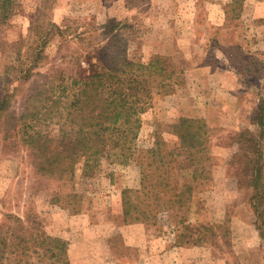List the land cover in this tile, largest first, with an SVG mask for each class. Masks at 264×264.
Masks as SVG:
<instances>
[{
	"label": "rangeland",
	"instance_id": "374dc122",
	"mask_svg": "<svg viewBox=\"0 0 264 264\" xmlns=\"http://www.w3.org/2000/svg\"><path fill=\"white\" fill-rule=\"evenodd\" d=\"M13 1L0 27V98L8 95L0 118V264H264L254 174L236 141L245 129L255 142L262 136L264 156V132L254 123L257 111L264 120V0ZM38 39L45 40L38 63L19 67ZM113 55L159 66L150 82L159 93L141 115L135 153L108 147L79 158L71 174L42 172L17 119L25 97L45 71L69 70L76 56L79 66L109 60L112 68ZM27 66L31 76L19 80ZM181 116L202 119L209 132L207 150L173 164L175 179L193 184L190 199L176 207L159 201L150 218L131 208L127 219L123 191L143 210L137 159L147 162L144 150L157 139L174 159L171 125ZM38 127L57 134L56 125Z\"/></svg>",
	"mask_w": 264,
	"mask_h": 264
},
{
	"label": "trees",
	"instance_id": "16d2710c",
	"mask_svg": "<svg viewBox=\"0 0 264 264\" xmlns=\"http://www.w3.org/2000/svg\"><path fill=\"white\" fill-rule=\"evenodd\" d=\"M13 7V0H0V27L10 19ZM81 39L84 40L85 36ZM91 42L92 40L89 42L90 48L95 47ZM44 44V39H38L35 46L25 53V59L19 62V67L22 64L38 63L44 52ZM32 49L29 60L28 53ZM80 57L76 56L75 63L69 70L58 66L56 70L45 71L44 80L37 82L25 97V110L17 118L23 129V140L31 145L33 155L39 159L35 164L42 172L59 170L71 174L79 158L86 157L90 160L108 147L117 149L124 156L128 155L126 152L134 154L141 115L151 105L152 93H159V85L150 83L154 80V69H159L154 61H130L113 55L112 68L106 66L109 60H106L102 68H98L90 60L87 61V67L79 66ZM30 67L19 68V80L29 79L30 69H33ZM7 96L3 94L0 98V118L6 110ZM263 103L264 98H261L258 108L261 113L264 110ZM257 116L258 111L254 114V123L260 124V134H263L264 120ZM42 122L50 126L56 125L57 134H52L51 130L46 133L39 128L38 124ZM29 127L31 130L27 129ZM171 129L178 139L177 147L173 150L177 151L174 159L170 160L168 155L165 156L166 152H161L159 139L152 147L144 150L147 162L137 159L141 168V187L135 192L144 195L141 201L144 204L143 210L138 204L132 206L125 195L126 190L123 191V214L127 219L132 214L131 208L144 218L156 217L162 207L159 201L170 202L176 207L184 206L191 197L193 184L181 183L175 179L177 177L173 164L182 157L183 160L194 159L192 150L196 153L207 150L208 128L202 119L181 116L171 125ZM261 140L262 136L255 142L246 129L236 135V141L242 142L239 149L245 151L243 155L248 160L247 164H251L247 166L251 168L249 174H254L249 184L255 190V210L257 209V217L261 218L257 226L264 238V211L259 210L264 202V156ZM254 157L261 163L255 162ZM239 160L238 157L237 165L242 162ZM1 242L6 244L4 240Z\"/></svg>",
	"mask_w": 264,
	"mask_h": 264
}]
</instances>
